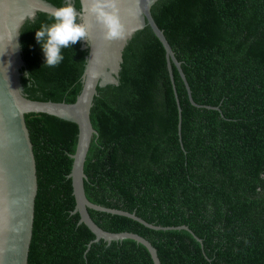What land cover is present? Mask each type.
<instances>
[{
  "label": "trees",
  "instance_id": "1",
  "mask_svg": "<svg viewBox=\"0 0 264 264\" xmlns=\"http://www.w3.org/2000/svg\"><path fill=\"white\" fill-rule=\"evenodd\" d=\"M151 13L197 105L173 63L171 80L151 28L135 31L118 83L97 86L90 119L98 133L84 162V190L93 203L191 231L88 212L107 231L148 239L161 264H264V0H157ZM48 16L38 11L20 27L22 93L73 102L88 50L80 40L62 49L59 66H42L35 32L52 22ZM25 120L38 184L27 264H154L131 238L88 247L95 235L71 212L77 124L35 112Z\"/></svg>",
  "mask_w": 264,
  "mask_h": 264
},
{
  "label": "water",
  "instance_id": "2",
  "mask_svg": "<svg viewBox=\"0 0 264 264\" xmlns=\"http://www.w3.org/2000/svg\"><path fill=\"white\" fill-rule=\"evenodd\" d=\"M65 1L66 4L71 3L74 6V0ZM79 1L80 10L76 9L79 19L77 23H83L87 28V38L81 39V48L87 49L88 52L81 76L80 92L73 102H66L28 98L22 93L19 70L24 64L19 40L21 25L26 19L33 18L36 12L50 13L58 6L47 0H0V264L28 262L38 184L33 145L25 114L34 112L47 113L77 124L76 147L70 154L72 165L68 173L75 199L71 212L78 213V223H84L95 235L88 243V247L99 239L110 243L112 240L131 238L148 249L154 264H161L156 248L148 239L131 231H107L98 226L88 212L91 208L125 215L154 229L180 228L191 231L185 224L154 225L134 212L96 204L87 198L84 190V179L87 178L84 162L91 140L98 133L92 125L90 110L98 85L118 83L124 46L135 31L146 25L151 28L165 49L171 80L173 81V63L185 84L191 103L197 104L192 99L180 61L175 57L163 30L152 16L151 7L157 0H118L117 6L125 38L112 41L103 39L100 26L87 13V0Z\"/></svg>",
  "mask_w": 264,
  "mask_h": 264
},
{
  "label": "clouds",
  "instance_id": "3",
  "mask_svg": "<svg viewBox=\"0 0 264 264\" xmlns=\"http://www.w3.org/2000/svg\"><path fill=\"white\" fill-rule=\"evenodd\" d=\"M118 0H87V13L100 26L106 41L125 38L124 26L119 16ZM78 12L71 4L53 8L48 16L51 23H41L35 40L44 56L45 67H57L63 61L62 49H69L87 38V28L77 23ZM18 47V45H17ZM28 77L29 73L25 74Z\"/></svg>",
  "mask_w": 264,
  "mask_h": 264
}]
</instances>
